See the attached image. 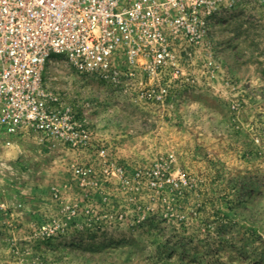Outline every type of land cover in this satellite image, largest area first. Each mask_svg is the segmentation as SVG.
I'll return each mask as SVG.
<instances>
[{
  "label": "rangeland",
  "instance_id": "1",
  "mask_svg": "<svg viewBox=\"0 0 264 264\" xmlns=\"http://www.w3.org/2000/svg\"><path fill=\"white\" fill-rule=\"evenodd\" d=\"M208 27L155 74L52 56L45 83L91 132L0 144V264H264V0Z\"/></svg>",
  "mask_w": 264,
  "mask_h": 264
},
{
  "label": "built area",
  "instance_id": "2",
  "mask_svg": "<svg viewBox=\"0 0 264 264\" xmlns=\"http://www.w3.org/2000/svg\"><path fill=\"white\" fill-rule=\"evenodd\" d=\"M222 2L0 0V144L26 134L70 149L87 142L90 129L42 77L52 56L101 80L155 74L175 48L204 40Z\"/></svg>",
  "mask_w": 264,
  "mask_h": 264
}]
</instances>
